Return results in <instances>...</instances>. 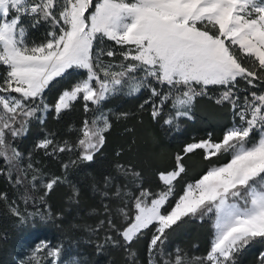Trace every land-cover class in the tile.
Wrapping results in <instances>:
<instances>
[{
	"label": "snow or ice",
	"instance_id": "1",
	"mask_svg": "<svg viewBox=\"0 0 264 264\" xmlns=\"http://www.w3.org/2000/svg\"><path fill=\"white\" fill-rule=\"evenodd\" d=\"M41 25L50 30L37 44L29 39V32ZM105 39L124 49L118 72L112 71L115 65H105L100 59L116 54L99 48ZM238 54L253 58L254 67L243 66ZM0 67L6 69L0 83L4 112L0 145L5 143L6 132L12 138L25 135L32 119L43 124L45 113L59 114L81 96L87 112L88 102L99 106L125 87L130 88V95L150 93L140 107L151 104L153 119L170 105L163 123L171 130L180 119L191 118L195 99L206 95L209 86H223L225 91L216 102H229L240 123L228 128L219 142L209 136L185 145L183 154L202 149L210 163L220 155H227L228 161L213 164L199 179L187 183L178 197L175 183L186 173L181 154L175 157L173 170L159 174L164 191L153 192L141 185L135 193L123 194L128 197L126 202L117 189L115 194L123 205L119 209L122 226L110 217L107 224L120 239L108 235L94 245L95 254L103 257L108 247L120 246L131 264H137L132 244L146 231L152 233L146 264H239L238 257L247 248L257 243L264 247V91L258 94L246 89L242 102L237 95L240 80L250 88L264 86V0H0ZM80 70H86V78L63 90L53 105L45 102L44 93L57 79ZM18 116L23 119L16 128ZM91 124L90 128L84 121V138L78 142L81 163L94 161L111 127L102 111ZM50 146L53 153L68 150L67 142L57 147L47 136L36 145L45 150ZM20 155L13 148L6 162ZM117 168L140 176L131 168ZM11 172L10 167L9 179ZM0 174L4 169L0 168ZM38 179L32 176L33 181ZM111 179L106 177L105 183ZM15 180L17 185L23 182L19 175ZM61 182L59 177L48 180L41 201ZM73 195L78 196V190ZM104 211L107 214L109 207ZM13 214L22 231L40 230L54 221L48 213L14 210ZM206 216L214 217V237L205 256L187 260L177 249L174 260L161 259L170 232L188 220ZM41 251L52 258L49 264H64L65 260L85 264L73 259L62 244L53 248L41 241L33 254ZM258 260L264 264V251Z\"/></svg>",
	"mask_w": 264,
	"mask_h": 264
},
{
	"label": "trees",
	"instance_id": "2",
	"mask_svg": "<svg viewBox=\"0 0 264 264\" xmlns=\"http://www.w3.org/2000/svg\"><path fill=\"white\" fill-rule=\"evenodd\" d=\"M49 30L48 25L32 29L29 39L41 42L45 40ZM99 48L116 53L113 57L103 55L100 59L105 65H115L112 71H120L119 65L123 59L120 52L124 50L122 46L105 39ZM238 58L243 66L254 67L253 58L239 54ZM5 74L6 69L0 67V83ZM86 76V70H80L57 79L44 93L45 102L53 105L63 90L69 89ZM246 89L258 91L264 89V86L258 84L256 88H250L245 81L240 80L237 95H247ZM129 91L130 88L125 87L122 92L111 96L99 106L88 102L87 112L81 96L77 101L70 102V107L59 114L45 113L43 124L32 119L30 130L25 135L12 138L6 132L5 143L0 145V153L4 154L0 155V168L4 169V174H0V264H37L38 254L25 256L24 251L41 239L50 243L53 248L62 244L65 252L70 253L73 259L82 260L85 264H131L129 255L120 246L108 247L103 257L95 254L94 245L102 242L108 235L120 239L107 224V218L110 217L118 227L122 226L119 209L123 205L121 197L115 194L116 190L120 189L123 200L128 202L127 195L123 194L135 193L138 186L142 185L151 191L162 187L163 182L158 173L173 170L175 157L181 154L186 173L175 183L174 191L178 196L188 182L198 178L213 164L218 165L229 158L227 155H220L212 158L210 163L204 159L205 150L196 149L192 153L183 154V148L189 143L208 139L209 136L214 142L220 141L225 130L236 124L237 119L230 103L216 102L225 91L223 86H209L206 95L195 99L191 118L180 119L177 127L171 130L163 123L169 117L170 105L160 117L153 119L151 104L140 107L150 93L144 90L130 95ZM15 95L19 97V94ZM98 107L100 111L96 110ZM101 111L109 117L111 124L105 132V144L95 154L93 162L81 163L78 156L82 153V148L78 142L84 138V121L87 120L91 128V122ZM0 113L4 115L2 109ZM123 113L127 115H122ZM22 119V116H18L13 127L19 128ZM45 136L52 139L57 147H64L67 142L68 150L53 153L52 146L47 150L36 147ZM255 138L253 137L254 140ZM13 148L21 154L20 158L6 162V157L12 156ZM72 161L76 163L73 164ZM64 165L68 167L65 168ZM118 165L131 168L140 174L139 178L118 170ZM10 167L12 179L8 176ZM17 175L23 178L19 185L15 180ZM33 175L42 179L45 184L56 177L62 182L55 185L41 201L44 186L39 190L33 187ZM106 177L112 178L107 184ZM74 190H78V196L73 195ZM105 192L108 194L106 198L103 195ZM174 202L173 200L172 203ZM105 206L109 207L107 214ZM14 210L27 214L48 213L54 216V221L40 230L22 231L17 226L18 219L13 214ZM213 218L206 216L203 220H188L170 232L161 259L173 260L172 251L177 249L182 250V256L187 260L205 256L213 237ZM101 221L105 223L101 224ZM151 235V232L146 231L132 244L137 264L147 262V246ZM262 251L264 247L259 243L254 244L238 257L239 264H259L258 256ZM49 260L50 257L40 264H49Z\"/></svg>",
	"mask_w": 264,
	"mask_h": 264
},
{
	"label": "rangeland",
	"instance_id": "3",
	"mask_svg": "<svg viewBox=\"0 0 264 264\" xmlns=\"http://www.w3.org/2000/svg\"><path fill=\"white\" fill-rule=\"evenodd\" d=\"M44 41V40H43ZM42 42V41H41ZM40 42H37V44H39ZM61 94V93H60ZM59 94V95H60ZM58 95V96H59ZM58 98V97H57ZM55 102H56V100H55ZM54 102V103H55ZM3 114L2 113H0V116H2ZM0 126H2V123H0ZM229 128H230V126H229ZM227 130V129H226ZM225 130V131H226ZM225 133V132H224ZM256 139V138H255ZM200 141V140H199ZM199 141H197V142H199ZM219 142V141H218ZM196 143V142H195ZM229 159V158H228ZM228 159L225 161V162H222V163H220V164H223V163H226L227 161H228ZM220 164H218L217 166H219ZM211 167V166H210ZM207 170V169H206ZM206 170L200 175V176H202L205 172H206ZM168 171H171V170H168ZM161 172H159L158 173V175L160 174ZM200 176L198 177V178H196V179H199L200 178ZM196 179H194V180H192V181H190V182H188V183H193ZM47 183V182H46ZM34 185H35V187H36V189H42V187L45 185V183H44V181L42 180V179H38V181H35L34 182ZM165 189H164V187L162 186V187H160V188H158V189H156V190H154L153 192H160V191H164ZM181 194V193H180ZM178 197V196H177ZM175 203V202H174ZM173 203V204H174ZM213 224H214V218H213ZM213 237H214V228H213ZM213 237H212V239H213ZM41 241H43V242H45V243H47V244H50V243H48V242H46V241H44V240H37L35 243H34V245H33V247H28L25 251H24V253H26V254H24L25 256H31L32 254H33V252H34V247H35V245L36 244H39ZM55 248V247H54ZM175 255H176V250H174V251H172V255H171V259H175ZM49 257L48 256H46L45 255V253L43 252V251H41L39 254H38V257L36 258L37 259V264H40L41 262H45L47 259H48ZM50 259H52L51 257H50ZM34 263H35V260H34ZM64 264H68V262H67V260H65L64 261Z\"/></svg>",
	"mask_w": 264,
	"mask_h": 264
},
{
	"label": "built area",
	"instance_id": "4",
	"mask_svg": "<svg viewBox=\"0 0 264 264\" xmlns=\"http://www.w3.org/2000/svg\"><path fill=\"white\" fill-rule=\"evenodd\" d=\"M260 91H264V89H260V90H258L257 93L259 94ZM242 98H243V96L241 97V102H242ZM239 123H240V121L237 119L236 124H239Z\"/></svg>",
	"mask_w": 264,
	"mask_h": 264
}]
</instances>
